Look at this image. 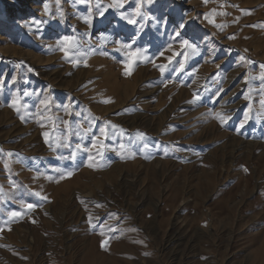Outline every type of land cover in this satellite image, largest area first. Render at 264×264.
I'll return each mask as SVG.
<instances>
[{
	"label": "rangeland",
	"instance_id": "rangeland-1",
	"mask_svg": "<svg viewBox=\"0 0 264 264\" xmlns=\"http://www.w3.org/2000/svg\"><path fill=\"white\" fill-rule=\"evenodd\" d=\"M262 66L264 0H0V264H264Z\"/></svg>",
	"mask_w": 264,
	"mask_h": 264
},
{
	"label": "snow or ice",
	"instance_id": "snow-or-ice-1",
	"mask_svg": "<svg viewBox=\"0 0 264 264\" xmlns=\"http://www.w3.org/2000/svg\"><path fill=\"white\" fill-rule=\"evenodd\" d=\"M117 6H119V5H117ZM137 12H139V9H137ZM86 22H89V21H87L86 20ZM130 23H133L134 21H129ZM70 38L69 37H65L64 38V40L65 41H68ZM185 43H187L186 41H185ZM241 59H244L243 57H241ZM262 67H264V66H262ZM162 71H163V69H161ZM104 103H111L112 101L109 99V100H105V101H103ZM13 104H15V101L13 102ZM9 106H13V105H9ZM17 111H19V109H17ZM22 119H23V117H22ZM241 126H243V125H241ZM115 127V126H114ZM45 136H47V133H45L44 134ZM138 135L140 136V137H143V133H138ZM45 142H47V140L45 141ZM77 147H79V146H77ZM9 155H11V153L9 154ZM75 156V153H73V157ZM89 166H91V165H89ZM245 171H247V169H245ZM66 175H68V176H70L71 175V172H68V173H66ZM61 178H63V177H61ZM37 195H39V193H37ZM28 207H32L31 205H28ZM98 207H99V205H98ZM12 215H18L17 213H12ZM103 246V245H102Z\"/></svg>",
	"mask_w": 264,
	"mask_h": 264
},
{
	"label": "bare ground",
	"instance_id": "bare-ground-1",
	"mask_svg": "<svg viewBox=\"0 0 264 264\" xmlns=\"http://www.w3.org/2000/svg\"><path fill=\"white\" fill-rule=\"evenodd\" d=\"M236 108V107H235Z\"/></svg>",
	"mask_w": 264,
	"mask_h": 264
}]
</instances>
